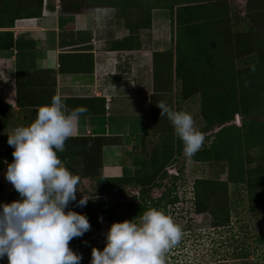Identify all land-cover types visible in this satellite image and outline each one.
I'll return each instance as SVG.
<instances>
[{
	"label": "crops",
	"instance_id": "0c3cea01",
	"mask_svg": "<svg viewBox=\"0 0 264 264\" xmlns=\"http://www.w3.org/2000/svg\"><path fill=\"white\" fill-rule=\"evenodd\" d=\"M88 1L72 10L63 8L68 0H46L39 16L0 28L11 30L14 39L11 48L0 49V153L12 149L8 134L30 123L37 107L56 93L66 98L69 108L88 109L64 147L68 155L85 147L86 152L73 155L79 168L83 160L96 162L99 142H105L102 176L69 169L79 176L76 200L68 204L77 212L82 210L81 196L138 194L131 190L135 172L148 177L152 167L148 161H136L135 149L141 150L148 140L176 138L168 119L159 117L156 103L165 101L174 110L189 112L195 121L208 107L201 98L213 97L203 93L209 88L212 94L210 82L223 77L222 62L229 59L224 46L203 47L213 41L214 27H193L194 22L182 18L183 12L175 7L170 11L154 0L124 5ZM57 155L66 167L68 158ZM5 162L10 161L4 160L0 170V203L19 199L5 179ZM104 177L129 182L116 193H107L102 190Z\"/></svg>",
	"mask_w": 264,
	"mask_h": 264
},
{
	"label": "rangeland",
	"instance_id": "374dc122",
	"mask_svg": "<svg viewBox=\"0 0 264 264\" xmlns=\"http://www.w3.org/2000/svg\"><path fill=\"white\" fill-rule=\"evenodd\" d=\"M251 1H204L220 6L218 12L205 13L207 21H217L221 16L228 19L221 45L224 55L229 56L222 62L223 77L211 81L213 95L209 88L208 94L202 92L213 96L209 108L195 118V126L204 134V145L191 158L183 154L177 136L171 142L148 140L137 149L139 162L148 161L152 167L148 177L132 178L136 184L131 190L141 194L139 199L118 203L115 195L111 200L92 196L78 210L90 223L83 236L69 241L74 252L85 256L80 264H89L92 247L103 248L104 233L113 221L138 216L148 207L162 209L182 228V239L166 252L165 264H264V83L258 88L256 107L247 105L245 116L239 106L232 114L230 101L231 96L239 97L241 86V90L247 86L249 91L254 82L255 63L252 65L251 59L243 62V58H250L251 52L246 50L249 40L243 35L239 41L237 33L248 28L257 38L262 33L264 0H257L256 5ZM242 16L246 27L237 21ZM262 35L260 44H264ZM213 144L219 153L204 159L202 150ZM167 177L171 184L160 194L155 188ZM150 193L153 197L148 196Z\"/></svg>",
	"mask_w": 264,
	"mask_h": 264
},
{
	"label": "clouds",
	"instance_id": "9594fccd",
	"mask_svg": "<svg viewBox=\"0 0 264 264\" xmlns=\"http://www.w3.org/2000/svg\"><path fill=\"white\" fill-rule=\"evenodd\" d=\"M65 99L53 94L49 103L37 107L30 123L8 134L13 159L5 162L4 176L19 199L0 203V258L6 257L7 264H80L85 260L69 247V241L90 229L85 214L68 208L69 201L76 200L79 176L64 166L57 153L64 150L88 109L69 108ZM156 104L159 117L168 119L182 142L185 157H193L205 137L192 114L174 110L165 101ZM88 199L81 196L79 206ZM182 235L181 226L170 215L148 207L138 216L113 221L104 233L103 248L92 247L89 264H165L166 252Z\"/></svg>",
	"mask_w": 264,
	"mask_h": 264
},
{
	"label": "trees",
	"instance_id": "16d2710c",
	"mask_svg": "<svg viewBox=\"0 0 264 264\" xmlns=\"http://www.w3.org/2000/svg\"><path fill=\"white\" fill-rule=\"evenodd\" d=\"M67 0H63V2H65ZM95 4H103V3H112V4H116V5H124V4H128V3H135L137 2V0H90ZM156 1V3L164 6V7H168L171 10H173V7H175L174 10H176V12L182 13V18L184 19H191L194 23H193V27H197L200 26L201 24H206L208 26H212L214 28L213 29V34L210 36L212 38V42H208V43H204L203 47L208 48H213L214 50L221 47V33L224 32V27L227 24L226 21L228 20L226 17H222L221 19H217V21L214 20H209L207 21L205 16V13H215L218 12L220 6L217 5L215 6V4H209V3H204V1H208V0H154ZM256 1L257 0H252L251 2L256 5ZM87 3H90L88 0H68V4L67 5H63L64 9H72V10H78L80 9L83 5H87ZM252 3H251V9L253 10L252 7ZM65 4V3H64ZM70 4V6H69ZM42 5H43V0H0V28H7V27H12L14 25V22L16 19L19 18H24V17H37L40 15L41 11H42ZM214 6V7H213ZM250 9V10H251ZM254 11V10H253ZM245 16H242L241 18H238L237 21H243V27H246L244 25V19ZM228 25V24H227ZM226 28V27H225ZM228 29V27H227ZM249 31L246 29L244 31H238V40L241 41V38L243 37V35H245L247 37V39L249 40V45H246V50L250 51L251 54L250 58H243V62L251 59L250 61H252V65L255 63L254 65V70H253V76L254 77V82H252L249 85V91L247 90V83L243 84L245 85L244 89L241 90L242 88V84L239 86L240 88V92H239V97H237L238 95H234L231 96V104H233V106H231L232 109V114L234 112H236V108L239 106L240 107V114L241 115H246L247 114V110L245 111V108L247 107V105L253 107H256V104L258 102V88L261 87V85L264 83V44H260V37H262L263 33H264V25L262 27V30L260 33V37L257 38L255 35V32L253 31V29L248 28ZM197 30V29H196ZM251 30V31H250ZM256 30V29H255ZM258 31V30H257ZM220 38V39H219ZM260 44V45H259ZM14 45V39H13V33L11 30H7V29H0V49H9ZM211 49V50H213ZM248 64H250L248 62ZM251 68V65H250ZM253 69V66H252ZM208 81V79H205ZM212 84V82H210ZM233 85V83L231 84V86ZM245 90H247V92H245ZM255 91V94L257 92L256 95H252V91ZM254 94V93H253ZM206 101V102H205ZM208 99H204L203 104H210V102H208ZM236 110V111H235ZM242 110V111H241ZM246 113V114H245ZM233 126H236L235 124ZM80 138V137H79ZM94 139H101L100 136L99 137H95ZM105 142H99V145L97 147V158H96V162L95 159L92 160L93 163V167L90 166V162L89 161H85L83 160V166L81 168L79 161L75 158H73V155L75 156V153H84V151L86 150L85 147L82 148V150H77V148H75V150L72 151V153L70 155H68V149L66 147V150H64L63 152H58L59 156L64 158H68V160L66 161V167L68 169H73L77 172L80 173V169L81 173L80 175H84V176H97L100 177L102 176V163H101V148L102 145ZM212 148H209L208 150H202V157L204 159L210 158V156H212L213 154H218L220 150H218V148L215 147V145L213 144L211 146ZM12 150H6L4 152L0 153V170L3 166V162L4 160L7 161H12L13 157H12ZM86 152V151H85ZM135 152H137V148L135 149ZM184 159V158H183ZM136 161L138 162V157L136 159ZM87 163V164H86ZM90 167H92V171H90ZM139 172H135V176L139 177ZM145 178H143L142 180H144ZM129 181L125 178H121V179H117V178H107L104 177L103 178V183H102V190L104 192L107 193H116V191H119L120 189H122L123 186L126 185V183H128ZM134 185L136 184L135 181H133ZM160 185V184H159ZM158 185V186H159ZM141 195V194H140ZM116 196V195H115ZM113 196H106L105 198H112ZM0 264H7V260H0Z\"/></svg>",
	"mask_w": 264,
	"mask_h": 264
},
{
	"label": "water",
	"instance_id": "95a60500",
	"mask_svg": "<svg viewBox=\"0 0 264 264\" xmlns=\"http://www.w3.org/2000/svg\"><path fill=\"white\" fill-rule=\"evenodd\" d=\"M170 180H169V178L167 177V178H164L163 179V182H162V184L158 187V190L160 191V192H162V191H164L167 187H169L170 186ZM137 194V193H136ZM135 193H133L132 194V197H131V199H130V201L131 202H135V201H137V196H138V194L136 195Z\"/></svg>",
	"mask_w": 264,
	"mask_h": 264
},
{
	"label": "flooded vegetation",
	"instance_id": "af4514ba",
	"mask_svg": "<svg viewBox=\"0 0 264 264\" xmlns=\"http://www.w3.org/2000/svg\"><path fill=\"white\" fill-rule=\"evenodd\" d=\"M161 185V184H160ZM159 185V186H160ZM159 186H157L156 188H155V190L159 187ZM157 191H158V189H157ZM160 192V191H159ZM158 192V193H159ZM163 192V191H162ZM162 192H160V194L162 193ZM141 195L138 193V196H137V199H139V197H140ZM149 197H153V193H150L149 195H148ZM131 197H132V195H128V196H126V195H124V196H118L117 198H115L117 201L116 202H128L130 199H131ZM103 198V197H102ZM112 198H108L107 200H111ZM113 202V201H112ZM115 202V201H114Z\"/></svg>",
	"mask_w": 264,
	"mask_h": 264
},
{
	"label": "built area",
	"instance_id": "2783aa9c",
	"mask_svg": "<svg viewBox=\"0 0 264 264\" xmlns=\"http://www.w3.org/2000/svg\"><path fill=\"white\" fill-rule=\"evenodd\" d=\"M46 0H43V4H45Z\"/></svg>",
	"mask_w": 264,
	"mask_h": 264
}]
</instances>
